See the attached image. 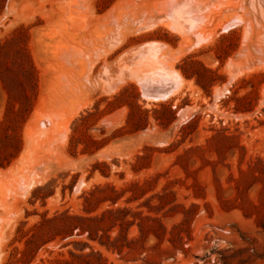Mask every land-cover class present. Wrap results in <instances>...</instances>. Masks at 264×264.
Here are the masks:
<instances>
[{
    "label": "rangeland",
    "instance_id": "rangeland-1",
    "mask_svg": "<svg viewBox=\"0 0 264 264\" xmlns=\"http://www.w3.org/2000/svg\"><path fill=\"white\" fill-rule=\"evenodd\" d=\"M0 264H264V0H0Z\"/></svg>",
    "mask_w": 264,
    "mask_h": 264
},
{
    "label": "trees",
    "instance_id": "trees-1",
    "mask_svg": "<svg viewBox=\"0 0 264 264\" xmlns=\"http://www.w3.org/2000/svg\"><path fill=\"white\" fill-rule=\"evenodd\" d=\"M123 212V210H108L103 213L101 216H91V217H81V216H72L69 214H61L53 218L54 223H59L61 229L65 235H72L76 230L78 233H88V237L93 239V235L97 234L98 230H103L102 221L105 219L106 213H117ZM91 223V224H90ZM28 243V242H27ZM103 246H106L108 249L121 250L123 247H118L115 242L110 241L108 243L101 242Z\"/></svg>",
    "mask_w": 264,
    "mask_h": 264
},
{
    "label": "bare ground",
    "instance_id": "bare-ground-1",
    "mask_svg": "<svg viewBox=\"0 0 264 264\" xmlns=\"http://www.w3.org/2000/svg\"><path fill=\"white\" fill-rule=\"evenodd\" d=\"M181 1H182V0H181ZM164 2H165V1H164ZM195 4H196V3H195ZM160 6H161V5H160ZM174 8H175V7H174ZM181 8H182V7H181ZM186 8H187V7H186ZM186 10H188V9H186ZM188 14H189V13H188ZM189 15H190V14H189ZM187 17L190 18L189 16H187ZM183 18H185V16H184ZM185 19H186V18H185ZM183 20H184V19H183ZM194 22H195V21H194ZM168 23H169V22H168ZM185 26H186V25H185ZM197 26H198V25H197ZM198 28H199V27H198ZM175 29H176V28H175ZM188 29H189V28H188ZM195 31L197 32V30H195ZM186 32H187V31H186ZM198 36H200V35H198ZM200 37H201V36H200ZM200 37H199V38H200ZM198 40H199V39H198ZM154 49H155V48H154ZM154 49H153V50H154ZM153 50H152V51H153ZM139 53H140V52H139ZM141 56H142V55H141ZM149 57H150V56H148L147 58H149ZM145 58H146V57H145ZM151 59H152V58H151ZM147 62H150L149 59H147ZM145 63H146V62H145ZM164 69H165V68H164ZM166 69H167V68H166ZM172 70H173V68H172ZM174 71H175V70H174ZM174 71H172V72L170 71L171 74H172L173 76L170 75L169 72H168L169 74H167V73H165V74L167 75L168 78H173V79H174L175 76H177V75L174 76V73H173ZM161 72H163V71H161ZM177 73H178V72H176V74H177ZM156 76H157V75H156ZM160 77H163V76H160ZM155 78H156V77H155ZM176 78H177V77H176ZM176 78H175V80H176ZM147 79H149V78H147ZM147 79H146V80H147ZM161 80H162V78H161ZM165 80H166V79H165ZM142 81H143V80H142ZM156 81H158V80H156ZM167 81H168V80H167ZM148 83H150L149 80H148ZM145 86H146V84H145ZM145 86H144V87H145ZM146 87H147V86H146ZM171 88H172V87H171ZM174 91H176V90H174ZM174 91H172V93H173ZM164 92H165V91H164ZM165 93H166V92H165ZM174 93H175V92H174ZM156 96H157V95H156ZM64 132H65V131H64ZM1 185H2V184H1ZM2 186H3V185H2ZM3 187H4V186H3Z\"/></svg>",
    "mask_w": 264,
    "mask_h": 264
}]
</instances>
